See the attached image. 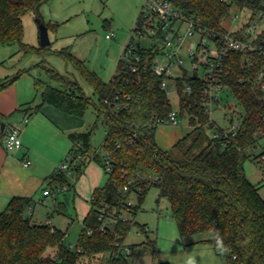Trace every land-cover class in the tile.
Here are the masks:
<instances>
[{
    "label": "trees",
    "instance_id": "16d2710c",
    "mask_svg": "<svg viewBox=\"0 0 264 264\" xmlns=\"http://www.w3.org/2000/svg\"><path fill=\"white\" fill-rule=\"evenodd\" d=\"M50 1L0 0V44H17L25 54L50 51V44L33 46L23 41V16L32 13L43 21L40 9ZM176 3L185 13L198 18L203 29L217 35L227 32L224 21L233 7L249 9L253 16L257 12L264 14V0H177ZM140 23L141 13L134 31ZM56 26V23L47 25ZM231 33L241 37L239 31ZM151 50L137 49L149 61L153 58ZM55 53L71 62L93 88L99 101L95 106L97 121L103 116L106 135L101 158L91 147L92 132L98 122L91 130L70 133L71 163L67 170L57 169L50 174V188L72 189L74 185L68 182L67 174L81 175L91 161L98 162L106 171L108 159L110 171H106L105 183L92 192L91 208L83 219L77 250L65 244V231L32 219L33 198L12 197L0 212V264H78L82 258L92 259L103 253L109 255L107 264H131L124 249L129 247L132 252L134 245L127 246L124 240L134 225L146 233L147 229L132 218L153 185L159 189V196L169 201L181 237L199 236L194 243L220 251L226 257V264H264V197L260 194L261 186L250 181L244 168L250 157L247 149L264 137V91L257 79L263 58L254 52L255 63L249 65L246 59L250 51L239 50L228 53L222 62L226 97L234 98L242 108L241 125L235 136L216 138L208 134L207 128L214 124L202 105L206 86L203 79L187 76L177 79L180 115L189 116L192 128L172 147L162 149L155 137L157 126L151 124L166 119L173 106L167 90L161 88V76L150 70L133 73L122 58L106 82L67 49ZM46 69L59 86L35 78L41 102L35 105L27 102L26 110L35 113L49 104L71 115H83L91 104L90 99L78 85L70 86L63 76ZM25 71L0 81V91ZM186 84L192 86L191 93L182 91ZM116 102L119 108H115ZM223 130L217 128L215 132ZM130 198H134L132 204H128ZM125 214L132 218H124ZM150 243L155 245L154 241ZM50 247L54 252L46 255Z\"/></svg>",
    "mask_w": 264,
    "mask_h": 264
},
{
    "label": "rangeland",
    "instance_id": "374dc122",
    "mask_svg": "<svg viewBox=\"0 0 264 264\" xmlns=\"http://www.w3.org/2000/svg\"><path fill=\"white\" fill-rule=\"evenodd\" d=\"M144 4L145 0H51L40 9L46 25L57 24L56 27L48 28L51 52L25 54L19 50L17 44H0V81L26 70L10 86L13 85L15 92L19 91V94L29 91L31 97L28 99L31 100L32 105H35L33 103L35 100L41 99L40 92L34 87L35 78L59 86L58 82L48 75L46 68L63 76L66 84L78 85L90 99L91 104L83 115H72V118L83 125L85 130H91L94 123L98 122L92 132L91 147L103 158L101 145L106 135V125L103 116L97 121L95 106L99 103L98 97L73 64L55 51L67 49L75 58L81 60L88 70L108 82L130 41L140 42L144 47L151 43L149 40L139 38L134 31ZM236 13L239 18L234 19ZM247 15L246 9L237 10L233 7L224 21V26L234 30L245 21ZM23 25V41L29 45L41 46L36 16L32 13L24 15ZM107 34L111 37H107ZM189 42L190 39L185 45ZM185 64L188 65L187 59ZM199 75H202L201 69ZM167 91L170 102L177 109L179 97L173 82L170 83ZM229 101L236 105L237 112L231 115L214 106L211 109L214 125L212 128H207L209 135H213L217 128L227 129L231 126V122L237 124L240 120L241 106L234 98L230 97ZM191 128L188 115L179 116L176 124H159L155 133L157 144L162 149H169ZM247 152L250 157L244 163L245 172L252 183L261 186L260 194L264 197V137L259 138L256 145L250 146ZM87 172V177L83 173L78 175L74 172L66 176L71 185L75 186L77 183L79 195L74 194L73 191L70 193V190L66 195L57 193L54 203L51 198H47L45 203L36 204L34 208V219L54 223L66 232L64 241L72 250H77V241L83 225L82 217L87 206H91L93 189L91 180L99 179L103 185L107 179L106 171L96 161H91ZM130 199L133 203L134 198ZM124 216L132 218L128 214ZM132 219L147 230L145 233L134 225L124 240L127 246L134 245L131 254L128 255L131 264H162L165 261L170 264H226V257L220 251L206 244L194 243L200 238L199 236H180L176 221L172 217L170 203L165 197L159 196V189L155 185L150 187L139 211ZM150 241H154L155 245ZM53 252L54 248L50 247L45 254L49 255ZM108 256V253H103L92 259L85 257L78 264H107Z\"/></svg>",
    "mask_w": 264,
    "mask_h": 264
},
{
    "label": "built area",
    "instance_id": "2783aa9c",
    "mask_svg": "<svg viewBox=\"0 0 264 264\" xmlns=\"http://www.w3.org/2000/svg\"><path fill=\"white\" fill-rule=\"evenodd\" d=\"M177 0H145L142 7L141 23L137 26L135 33L139 38L149 40L151 43L145 48H151L153 58L149 61L148 57H142L137 49L144 47L140 42L128 43L124 49L123 60L131 72L141 74L152 71L162 77L161 88L168 89L171 82L174 83L175 92L179 97L177 79L184 76L192 79H203L206 86L203 90L202 105L206 108L211 119V109L216 106L226 113L234 114L237 112L235 104L226 97L227 85L223 82L222 76L224 68L222 62L231 51L248 50L247 57L249 65L255 63L254 52L264 60V14L257 12L254 16L251 10L246 9L248 15L234 30L217 35L208 32L200 25L198 18L191 16L183 11L176 3ZM244 10V9H243ZM239 18L236 13L234 19ZM232 31H239L241 37L232 35ZM107 37H111L109 34ZM190 42L185 45V42ZM187 59V64H185ZM202 75H199V70ZM259 85L264 91V61L257 76ZM192 86L186 84L184 92H192ZM168 94V91H167ZM173 106V105H172ZM120 104L115 103V108ZM180 115L179 101L178 108L173 107L166 119L155 121L151 126L159 124H176ZM28 116L23 118V123H27ZM232 121V120H231ZM240 120L237 124L231 122V126L223 131H216L213 136H235L240 128ZM21 127L10 125L3 139L4 148L7 151H18L22 148L20 138ZM79 158V156L77 157ZM71 155H66L65 159L58 166V170H67L71 163ZM76 161L74 162V164ZM32 164L29 157L24 156L23 165L28 167ZM106 171H110L109 160H106ZM66 186L58 187L57 192L66 190ZM49 189L44 190L45 195L50 194ZM132 204V200L128 201ZM125 218V216H124ZM125 253L130 254L131 249L126 247Z\"/></svg>",
    "mask_w": 264,
    "mask_h": 264
},
{
    "label": "crops",
    "instance_id": "0c3cea01",
    "mask_svg": "<svg viewBox=\"0 0 264 264\" xmlns=\"http://www.w3.org/2000/svg\"><path fill=\"white\" fill-rule=\"evenodd\" d=\"M24 93L19 94V91L16 93L13 85L0 91V212L14 196L31 197L33 201L30 212L34 219L36 204L45 203L47 198H51L54 203L57 193L66 195L69 191H54L50 188L49 176L58 169L64 156L66 157L70 150L72 143L69 134L85 129L83 125L73 120L71 114L53 105L45 104L41 111L31 113L32 111L26 110L27 106H24L27 102H31L28 99L31 95L29 91ZM40 102L41 99H37L33 103L40 104ZM25 116L29 117L27 123H23ZM2 124H4V129L1 131ZM10 125L21 127L22 148L18 151H7L3 145V139ZM24 156L32 161L28 167L23 165ZM90 164L91 162L88 163L83 173L86 177ZM100 186L102 183L99 179L91 180L92 192ZM45 189L51 191L49 195L43 193ZM71 191L79 195L77 183L70 189V193ZM90 208L91 206H87L82 223ZM51 224L57 227L54 223Z\"/></svg>",
    "mask_w": 264,
    "mask_h": 264
},
{
    "label": "water",
    "instance_id": "95a60500",
    "mask_svg": "<svg viewBox=\"0 0 264 264\" xmlns=\"http://www.w3.org/2000/svg\"><path fill=\"white\" fill-rule=\"evenodd\" d=\"M39 27V40L41 46H48L50 44V38L48 34V27L40 18H36ZM4 129V124L1 125V131ZM162 264H170L169 262H162Z\"/></svg>",
    "mask_w": 264,
    "mask_h": 264
}]
</instances>
